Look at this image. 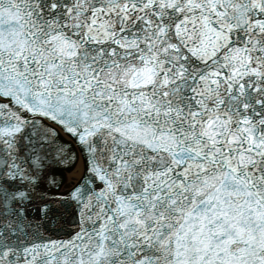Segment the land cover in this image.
Masks as SVG:
<instances>
[{
  "label": "snow or ice",
  "instance_id": "1",
  "mask_svg": "<svg viewBox=\"0 0 264 264\" xmlns=\"http://www.w3.org/2000/svg\"><path fill=\"white\" fill-rule=\"evenodd\" d=\"M0 264H264V0H0Z\"/></svg>",
  "mask_w": 264,
  "mask_h": 264
}]
</instances>
